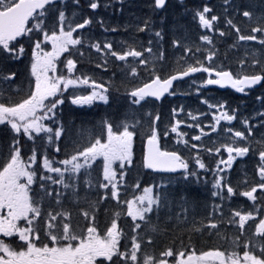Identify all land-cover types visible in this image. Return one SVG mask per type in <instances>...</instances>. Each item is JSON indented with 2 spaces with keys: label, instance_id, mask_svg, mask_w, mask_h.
Wrapping results in <instances>:
<instances>
[{
  "label": "trees",
  "instance_id": "16d2710c",
  "mask_svg": "<svg viewBox=\"0 0 264 264\" xmlns=\"http://www.w3.org/2000/svg\"><path fill=\"white\" fill-rule=\"evenodd\" d=\"M171 1L164 11L158 13L151 4V0H118L117 5L111 7L108 12H104L102 16L103 25L97 21L98 16L94 15L90 27L85 30L86 36L82 45L78 49H71V55L67 53L62 57L61 67L63 70L60 71V74H64V77L68 76L65 73L67 71L66 60L73 59L76 62V68L73 75L70 76L88 77L90 80L93 79L104 84L111 94L110 102L91 107H81L73 104L68 94H65L63 103L56 110V122L47 121V123L54 128L63 125L66 131L60 140L51 144L47 141L46 136L42 135V137L29 140L23 135L14 133L10 126L0 124V166L9 158V154L14 150L13 142L18 139L21 156L24 160H28L33 149L36 150L38 159L33 168L37 169V176L41 174L50 175V173H45L40 166V157L43 155H47L49 159L54 161L66 159L75 154L77 148L82 150V146H87V143L97 135H100L104 141L106 138L105 122L112 123L115 131L116 125L123 123L133 125V122L138 121L136 125H133L136 132L133 143V163L130 167L125 168L123 190L119 200L106 196V189L99 187L101 183H104L103 164L101 161H97L91 170H83L84 172L82 171L74 180H68L66 174V182L74 183L73 188L65 189L62 185L45 182L53 191V196L44 197L41 204L42 213L50 211L55 214L66 211L71 214V222H74V225L85 227L84 225L90 219H86L82 213L87 211L89 217L95 216L97 226L118 219L124 224L126 231H130L131 224L125 213V201L133 197L138 189L153 185L162 195V200L161 206L153 211L149 221L142 226L139 232L143 250L145 248L151 251V248L154 247L164 248L174 245L177 247L189 243L197 250L202 251L216 249L242 251L245 244L253 243L251 240L253 231L247 229L243 234H240L236 230V226L228 222L231 220L227 215L230 212L228 208H230L232 201L227 194L222 195L223 199H226L223 202L220 198H215L212 195L214 185L212 181L207 179L208 171L204 173V176L199 175L191 178V180H183L181 176L155 175L144 167L142 142L143 137L151 132L153 126L160 132L161 127L169 125L174 117L173 109L183 108L185 111L202 113L206 112L207 104L216 106L223 104V109L232 112L235 110L240 112L243 106L251 107L248 112L243 113V116L252 122L257 119L260 134L257 135L256 133V141L254 140V143L249 144L250 154L248 153L244 159H239L226 178L233 189L246 190L257 184V169L255 167L257 148L253 144L264 143L263 96L254 91L249 98L242 100L230 91L221 92L213 88H206L202 89L198 95L189 92L188 95L172 98L173 100L168 98L162 103L144 101L140 104H133V98L129 93L141 85L142 80H139L140 78L144 81L153 77V68L156 70V75L167 77L183 70L197 53H203L206 59L209 51L215 52V56L212 61H203V65H209L216 69H229L235 75L260 73L264 69V45L258 39L240 41L238 35H253L252 28L264 27V0H228V3H225L224 0H202L205 3H200L197 6H189L185 2L178 6H171ZM205 5L212 8L211 15L219 17L212 31L207 33L203 31L195 15ZM193 8H196V11H193ZM244 11L251 12L252 17H244ZM229 19L241 29L239 34L227 24ZM120 21L125 25L117 27L118 24L122 23ZM145 22L148 25L146 30L152 31L154 29L152 32L148 31L150 34L138 31V28L144 27ZM166 28L170 30L166 31V35L162 34ZM111 29H116V31ZM156 32H160L161 36L157 37ZM220 32H223L224 35L221 36ZM144 34L145 39L142 40L141 37ZM117 35H119L118 38ZM203 35H208L211 38L212 43L210 45L200 39ZM123 37L126 43L119 44L118 41H122ZM174 41H179L180 44L174 46ZM96 42H100L101 46L104 43H112L113 49L118 52H123L128 47H135L138 51L151 47V53H144V58L149 63L147 66L137 67L138 74L132 78L129 71H124L121 67L124 64L123 61L106 56L91 47ZM20 43L23 44V40ZM23 46L25 54L19 60H14L5 56L6 54L0 53V102H7L9 99L12 103L19 102L26 98L34 88V78L31 75L33 45L25 44ZM186 48H191L192 51L186 53ZM197 48L200 51H196ZM161 52L163 59H159ZM254 59L260 61V64L253 65ZM241 61L244 63L242 64ZM191 64L196 65L197 63ZM12 72L17 74L13 81L2 79L3 76ZM136 80H139L138 83L135 82ZM203 101H207V104ZM245 101L248 103L245 104ZM157 115L159 120L153 125ZM198 115L201 116L202 114ZM217 132L211 130L206 136H213L204 138L201 143L203 147L201 155L204 161H207L208 149L215 150L217 143L224 145L228 141L225 139L227 134L224 128L221 129V134ZM57 144L61 148L59 153L55 152ZM162 145L166 149L178 151L175 147L168 148L163 143ZM258 149L262 150L264 146L261 145ZM59 165V163L54 164L56 167ZM202 170L204 171V169ZM51 175L55 178L57 174ZM137 184H139V188L136 187ZM32 190L34 193L41 192L39 181L33 184ZM56 191L61 193L58 198L55 196ZM57 199L59 203H57ZM217 206L219 207L217 208ZM220 210L223 211L222 214L219 213ZM117 213L119 216L116 215ZM210 220L217 223L216 229L207 227ZM197 229L199 230L197 231ZM148 232L147 237L145 233ZM149 238L152 240L151 244L148 243Z\"/></svg>",
  "mask_w": 264,
  "mask_h": 264
},
{
  "label": "snow or ice",
  "instance_id": "6c2138e0",
  "mask_svg": "<svg viewBox=\"0 0 264 264\" xmlns=\"http://www.w3.org/2000/svg\"><path fill=\"white\" fill-rule=\"evenodd\" d=\"M224 2L228 3V0H224ZM74 3L78 5L79 0H74ZM58 4L63 5L64 0H0V53L6 54L14 60H19L25 54V48L20 41L24 38L31 39L33 33L43 34V40H37L32 51L31 75L35 78L34 88L26 98L21 99L19 102L12 103L10 99L7 102H0V124L10 126L14 133L18 135L22 133L29 140L42 137V135L46 136L49 144L60 140L66 131L63 125L54 128L45 121L56 122V110L58 105L63 103L60 96L69 86L91 84L93 89L91 94L87 96L74 97L72 100L74 104H91L94 100L103 101L104 103L109 102L108 88L104 84H97L95 80H90L88 77L72 79L63 75H55L57 71L56 61L60 56L64 53L71 55L70 48L83 43L78 36L74 37V33L92 23L91 19H84L82 23H76L73 26L68 21L65 12L59 10V31H52L49 34L45 27V16ZM165 4L166 0H154L156 9L163 8ZM100 6V0H89L88 7L90 9L96 10ZM212 11L211 7L205 5L202 10H198L195 14L200 25L205 29H212L215 22L219 20L218 16L211 15ZM243 16L251 18L252 13L244 11ZM32 21L34 23L29 26ZM227 24L234 28L237 34L241 32V29L233 24L231 19L227 20ZM147 26V22H145L144 27L138 28V31H145ZM111 30L116 31V29ZM251 32L264 33V27H254ZM155 35L160 37L161 33L156 32ZM220 35L223 36L224 33L220 32ZM200 39L209 44L212 43L208 35H203ZM238 39L240 41H255L257 36L239 34ZM44 43H51L52 50L45 52L42 48ZM260 43L264 45V39L260 40ZM18 44L19 47H17ZM149 44H151V41H149ZM179 44V41L173 42L174 46ZM91 47L95 48L97 52H102L106 56L114 57L119 61H128L129 57L137 58V63L145 66L148 65L149 61L144 58V53L152 52L151 47L143 51H138L135 47H128L127 50L118 52L113 49L112 43H104L101 46L100 42L92 44ZM191 51V48L185 49L186 53ZM196 51H200V49L197 48ZM214 56L215 52L209 51L206 59L212 61ZM159 59H163L162 52ZM241 63L243 64L244 61H241ZM197 64H199V67L189 64L183 71L164 79L156 75V70L153 68L151 81L129 93L133 98L132 103L140 104L142 101H146L148 97L159 100L166 93L175 95L174 91H170L173 89L174 81L201 71L208 73L209 77L213 73L215 74V79L209 78L205 81L207 85H230L240 93H245L246 89L264 82V69L260 73L234 75L231 71H216L211 66L205 67L200 61H197ZM259 64L260 61L253 60V65ZM66 67L68 72L72 73L76 68V62L73 59H67ZM129 68L131 75L136 76L138 74L137 67L129 65ZM49 73L53 75H49ZM16 75L15 72H12L3 76L2 79L13 81ZM203 102L207 103V101ZM210 107L223 109L224 105H210ZM178 111H183V109H173V114H178ZM235 118L234 114H229L227 111H221L218 116L214 117L217 124L221 120L232 121ZM158 120L159 116L157 115L153 125ZM243 123L247 128L248 136L243 131H235L233 135L241 141H246L252 135L253 130L248 127L247 120ZM180 124L181 121L177 120L171 127V131L177 133L178 136L183 135L178 132ZM104 129L106 130V140L102 141L101 136L97 135L87 143V146H82V150L77 148L75 154L66 159L54 161L49 159L47 155L40 157V166L44 172L57 174L55 178L52 175L45 174L37 176V169L33 168L38 159L36 150H32V155L28 157L26 162L21 156L19 140H14V150L9 154L6 162L0 166V234L6 238L18 237L22 245L17 250L11 244L5 243L4 239H0V264H97V259L101 257L109 261L110 264H129V261L131 264H138V253L141 251L142 242L137 236L133 235L131 237V248L121 251L120 237L122 230L119 229L116 219L111 221L102 237L93 223H90L85 231L77 232L72 226L69 212H56L54 214L49 211L42 213L41 204L44 197L53 196V191L49 189L45 182L62 185L65 189L73 188L74 183L66 182V174L68 180H74L82 169L85 171L91 169L98 158L103 161V179L106 181L101 183L99 187L110 188L111 197L119 200L118 185L123 181L125 174L123 169L126 166L130 167L133 163V142L136 132L134 126L128 123L116 126L114 131L113 124L105 122ZM164 135L167 136L168 133L165 132ZM193 139L199 140L200 136L193 137ZM177 142L187 144L186 140H178ZM191 147L196 148L197 146L192 145ZM223 148L228 156L226 160H220L217 165L221 172L226 168H230L237 157H244L250 151V148L246 146L223 145ZM60 151L61 148L57 144L55 152L59 153ZM208 151L211 152L212 149H208ZM215 151L219 153L221 149L217 148ZM259 161L257 171L260 183L252 186L248 191L239 193V195L253 201L257 199L255 194L258 189L264 191V149L259 151ZM55 163H59L63 167H56L54 166ZM195 164L200 169L206 167L198 156L195 159ZM220 164H223L225 168H219ZM114 165H118L121 169L119 176ZM144 167L168 172L184 170L185 178L188 175H195V173L188 171L189 162L179 152L161 150L159 134L155 126L151 128V134L147 138ZM37 181H39L40 193H34L32 190V185ZM136 187L139 188V184ZM214 188H226L229 197L237 194L232 186L224 182V177L215 180ZM143 191V195L125 201L127 215L133 221L137 219L144 221L146 214L153 211V205L159 206L162 200L160 193L152 194L153 189L151 187H146ZM60 195L59 191L55 192L57 198ZM212 195L220 196V192L214 191ZM37 197L39 198L37 199ZM57 203H59L58 199ZM82 215L90 221L95 220V216L89 217L87 211L83 212ZM116 215L119 216V213ZM237 217L239 218L238 221L235 220ZM254 219L255 217L251 212L242 214L240 211H234L233 218L229 220V223L236 222L240 229H243L247 221ZM41 220L44 221V234L51 242V246L48 243L38 246ZM21 221L23 226H21ZM140 227L141 225L136 223L133 231ZM207 227L216 229L218 225L210 220ZM153 231H155V228H153ZM256 232L264 236V219H261L259 224L256 225ZM148 243H152L150 238ZM174 255L176 264H216V262L218 264H264V245L259 247L257 254L255 248L250 249L249 245L245 244L242 256L236 252L226 254L225 251L219 249L206 251L200 255H196L193 251L186 256L185 252L174 254L173 250L169 248L160 253L161 258H154L144 253L143 264H168L166 258ZM100 264H103V261H100Z\"/></svg>",
  "mask_w": 264,
  "mask_h": 264
},
{
  "label": "rangeland",
  "instance_id": "374dc122",
  "mask_svg": "<svg viewBox=\"0 0 264 264\" xmlns=\"http://www.w3.org/2000/svg\"><path fill=\"white\" fill-rule=\"evenodd\" d=\"M105 2H111L112 4L115 5V3L117 2L116 0H104ZM181 1L183 2H186L187 5H191V6H197L199 5L200 3H205L203 2L202 0H172L171 2V6H178L180 5ZM207 1V0H206ZM108 3H106L105 5H107ZM193 11H196L195 8H193ZM46 18H47V14L45 16V21H46ZM203 28V27H202ZM66 30H67V27H66ZM166 31L170 30L169 28H166L165 29ZM204 31H210L211 29H205L203 28ZM58 31H59V28H58ZM57 31V32H58ZM51 32H49L50 34ZM145 33H147V30H145ZM207 33V32H206ZM253 35H256L257 36V39L258 40H261L263 37H264V33H253ZM78 34L77 33H74V37H77ZM119 35H117V38H118ZM145 36V34H144ZM141 37L142 40L145 39V37ZM37 40H43V34L42 33H33L32 36H31V39H28V38H24L23 40V43H32L33 45L35 44V42ZM117 40H120V39H117ZM118 43L120 44L121 42L118 41ZM206 44L210 45L209 43L206 42ZM171 46V45H169ZM42 48L45 52H48V51H51L52 50V46H51V43H44L42 44ZM170 53V52H169ZM65 54V53H64ZM63 55V54H62ZM62 55L60 57H62ZM200 59H204V60H207L204 58V55L203 53H197L193 56V59L190 60L191 63H197V61H200ZM125 64L126 65H132V66H137L139 65L137 63V58H132V57H129L128 58V61H125ZM49 75H53L52 73H49ZM57 75V74H55ZM207 80V77H204V79L202 80H196L195 81V84H198L200 86H206V83L205 81ZM182 89V88H181ZM77 90V91H76ZM92 87H91V84H88V85H84V84H77V85H74V86H69L68 89L64 90L63 91V94L60 96V99L63 100V96L65 94H68L71 102L73 100L74 97L76 96H87L89 94H91L92 92ZM178 93H176L175 95L173 96H176ZM108 95H109V101L111 100V94L108 92ZM172 95H170L169 98H171ZM243 97L245 96H248V94H243L241 95ZM100 103H104L103 101H99V100H94L91 104H84V105H78V106H91V105H94V104H100ZM74 104V103H73ZM77 105V104H75ZM59 106V105H58ZM183 109V108H182ZM184 114V109L183 111H178V114H175L174 117L177 120L181 121V124L178 128V132L183 134L182 136H178L177 133H174L171 131V128H168L167 130L163 131V135H161L160 137H162V139L164 141H166L169 146H176L177 148L180 149V152L182 153V157L183 158H187L188 161H189V166H190V169H189V172H193L197 175H200L202 174V169L199 168L198 165L195 164V159L197 158V156L201 159V161L203 162L204 161V158L200 155V154H197V149L200 148L201 146V143H202V140L204 138H207V137H210V136H213V135H209V136H206L211 130L213 132H217V130L221 127V126H224L225 129L227 130V138L229 139V143L228 145L230 146H234V147H238V146H241L240 144H245V146L247 147L249 142H250V136L247 138L246 141H241L239 140V138H235L233 133L235 131L230 130V128H228V126L230 124H232L233 120L232 121H225V120H221L219 124L216 123V120L214 119L215 116H218L220 114V109L219 108H216V107H210V104L208 105V107L206 108V112H204L201 116L198 115V113H190V114H186V115H183ZM195 118V119H194ZM236 119V118H235ZM234 119V121H235ZM175 121V123H176ZM138 121L136 122H133V125H136ZM45 123H47V121H45ZM197 125H199L197 127ZM118 126V125H116ZM115 126V128H116ZM248 127H250V122H248ZM203 132L202 134H204L203 137H200L199 140H195L193 139V137H196L197 136V133L196 132ZM247 132V128L245 130ZM167 132L168 135L165 136L164 133ZM248 134V133H247ZM247 134H245L246 136H248ZM19 135H23L22 133L19 134ZM24 136V135H23ZM136 136V135H135ZM26 137V136H25ZM135 139V137H134ZM106 140V138H105ZM178 140H186L187 141V144H184L183 142H180L178 143L177 141ZM235 141V143H234ZM134 143V142H133ZM264 144V143H263ZM192 145H196L197 147L196 148H192L191 146ZM217 148H220L221 151L219 153H215V154H211V152L207 151V156H206V160H212V163L214 164V168L211 170V169H208L206 168L208 171H210V174L212 173H215V175L219 178V177H222V175L224 174H228L230 168H226L224 171H219V169L217 168V165L219 163L220 160H226L227 159V152L224 150L223 146H218ZM238 158V157H237ZM99 161L102 162L103 164V161L102 159H99ZM27 162V160H25ZM234 162V161H233ZM96 163V162H95ZM94 163V164H95ZM94 166V165H93ZM92 166V167H93ZM57 167H63L62 165H59ZM114 168L115 170L117 171V174L119 176V173L121 172V169L118 167V165H114ZM219 168H225V166L223 164H220L219 165ZM91 169H88L87 171H89ZM83 169L81 170L80 173H82ZM85 171V170H84ZM83 171V172H84ZM123 171H125V169H123ZM78 173L76 175V177L80 174ZM51 174H55V173H50ZM56 175V174H55ZM188 176H191V175H188ZM75 177V178H76ZM106 181H104L105 183ZM120 186H121V183L118 185L119 189H120ZM146 188V187H145ZM153 189V195H156L155 194V190L153 187H151ZM144 188L141 189L135 197H138V196H141L144 194ZM109 191V192H108ZM107 192L110 193V188L107 189ZM249 199V198H247ZM132 200V199H131ZM251 200V199H249ZM157 207V205H153V209ZM254 211V210H253ZM253 211L249 210V211H245L243 212L242 214H246L248 212H251L253 213ZM126 213H127V206H126ZM264 214V211L262 212ZM149 213L146 214V217ZM131 221L133 223H139V219H137L136 221H133L132 218L130 217ZM238 217L236 218V220L238 221ZM251 221H247L246 223H249ZM21 226H23V222L21 221ZM245 223V226L243 229H240V227L236 224L235 222V226H236V230L242 234L243 231H245L246 228H249V226H247ZM252 227V226H251ZM253 230V229H252ZM1 235V234H0ZM6 243V242H5ZM256 246L255 245V250H256V253L258 254L259 252V249H256ZM125 248V246H123ZM249 248H250V245H249ZM236 253H238L239 255L243 254V253H239L237 251H234ZM227 254V253H226ZM242 256V255H241ZM129 264H131V262L129 261ZM138 264H141L139 262V259H138ZM216 264H218V262H216Z\"/></svg>",
  "mask_w": 264,
  "mask_h": 264
},
{
  "label": "water",
  "instance_id": "95a60500",
  "mask_svg": "<svg viewBox=\"0 0 264 264\" xmlns=\"http://www.w3.org/2000/svg\"><path fill=\"white\" fill-rule=\"evenodd\" d=\"M166 3H167V0H166ZM165 5H166V4H165ZM164 7H165V6H164ZM164 7H163V8H164ZM161 9H162V8H161ZM197 73H200V72L191 73L189 76H186V77H184V78L181 79V80H184V79H186V78H188V77H190V76H193V75H195V74H197ZM212 75L215 76L214 73H213ZM177 81H179V80H177ZM177 81H174V82H173V85H174ZM262 84H263V82H262L261 84H258V85H256V86L250 88V89L260 87ZM214 86H216V87H218L219 89H222V90L227 89V88H231V89L235 90V89L232 88L230 85H224V86H221V85H214ZM170 91H171V90H170ZM235 91H236V90H235ZM166 95H167V93H166L162 98H160L159 101L162 100ZM148 98H152V97H148ZM152 99H155V98H152ZM156 100H157V99H156ZM146 145H147V139H146V142H145V152H146ZM159 146H160V141H159ZM160 148H161V146H160ZM152 170H153V169H152ZM153 171L156 172V173L175 174V173H179V172H181L182 170H177L176 172H168V171H161V170H153Z\"/></svg>",
  "mask_w": 264,
  "mask_h": 264
},
{
  "label": "bare ground",
  "instance_id": "6f19581e",
  "mask_svg": "<svg viewBox=\"0 0 264 264\" xmlns=\"http://www.w3.org/2000/svg\"><path fill=\"white\" fill-rule=\"evenodd\" d=\"M175 14V13H174ZM173 14V15H174ZM172 16V15H171ZM120 22H122V21H120ZM166 23V22H165ZM164 23V24H165ZM122 25H125L123 22L122 23H120V24H118V26L117 27H119V26H122ZM166 25H167V23H166ZM164 26V25H163ZM124 27V26H123ZM153 28H154V26H153ZM165 28V27H164ZM150 29H152V27H150ZM160 30V29H159ZM149 30H147V33L148 34H150L149 32L151 31H149ZM152 31H154V29L152 30ZM151 31V32H152ZM157 31V30H156ZM145 32V31H144ZM126 33V32H125ZM162 34H165L166 35V30L162 33ZM124 35V34H123ZM151 35H153V34H151ZM145 37V36H144ZM126 40H125V38L123 37V39H122V41H119V42H121V43H126L125 42ZM127 75V74H126ZM118 76V75H117ZM94 78V77H93ZM102 78V77H101ZM129 79V78H128ZM93 80V79H92ZM100 81V80H99ZM128 83V82H127ZM112 86V85H111ZM119 87V86H118ZM10 93V92H9ZM120 95V94H119ZM80 96V95H79ZM8 97V96H7ZM6 99V98H5ZM7 101V100H6ZM66 101V100H65ZM68 104V103H67ZM116 105V104H115ZM113 106V105H112ZM66 107V106H65ZM99 107V106H98ZM64 108V107H63ZM72 108V107H71ZM111 108V107H110ZM113 108V107H112ZM116 108V107H115ZM68 109V108H67ZM108 109V108H107ZM105 110V109H104ZM124 110V109H123ZM69 111V110H68ZM106 111V110H105ZM103 112V111H102ZM81 113V112H80ZM128 113V112H127ZM69 114V113H68ZM96 114V113H95ZM113 114V113H112ZM59 115V114H58ZM106 115V114H105ZM62 116V115H61ZM72 116V115H71ZM99 116V115H98ZM101 116V115H100ZM69 117V116H68ZM73 117V116H72ZM63 119V118H62ZM64 121V120H63ZM62 121V122H63ZM70 121V120H69ZM262 121V120H261ZM264 123V122H263ZM27 147V146H26ZM143 164H144V161H143ZM194 194V193H193ZM200 199V198H199ZM197 203V202H196ZM193 205V204H192ZM206 207V206H205ZM165 214V213H164ZM229 222V221H228ZM42 224L44 225V221L42 222ZM181 224V223H180ZM188 224V223H187ZM190 224V223H189ZM222 224V223H221ZM170 225V224H169ZM188 226V225H187ZM179 228V227H178ZM190 229V228H189ZM187 231V230H186ZM171 232V231H170ZM183 232V231H182ZM192 232H194V231H192ZM148 235H149V232L148 233H145V236H147L148 237ZM216 235V234H215ZM214 236V235H213ZM210 239V238H209ZM178 240V239H177ZM179 242V241H178ZM219 242V241H218ZM173 244H174V242H172ZM209 243V242H208ZM213 244V243H212ZM214 245V244H213ZM209 247V246H208Z\"/></svg>",
  "mask_w": 264,
  "mask_h": 264
},
{
  "label": "flooded vegetation",
  "instance_id": "af4514ba",
  "mask_svg": "<svg viewBox=\"0 0 264 264\" xmlns=\"http://www.w3.org/2000/svg\"><path fill=\"white\" fill-rule=\"evenodd\" d=\"M0 237H1V239H4V240H7V241H10V242H18V243H20V244H22V242H20L19 241V239H18V237H12V238H6V237H3L2 236V234L0 235ZM43 238H46L45 236H43ZM40 244H38V246H39ZM51 246V245H50ZM17 250H19V249H17ZM167 259V261H168V264H176V262H173L171 259H169V258H166ZM105 262H106V264H109L110 262L109 261H107V260H105Z\"/></svg>",
  "mask_w": 264,
  "mask_h": 264
}]
</instances>
